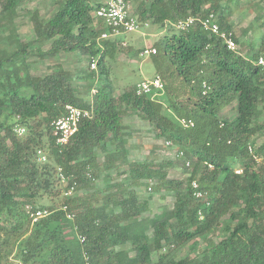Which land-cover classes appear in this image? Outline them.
<instances>
[{
  "label": "trees",
  "instance_id": "obj_1",
  "mask_svg": "<svg viewBox=\"0 0 264 264\" xmlns=\"http://www.w3.org/2000/svg\"><path fill=\"white\" fill-rule=\"evenodd\" d=\"M25 1L0 0V264H264V163L258 161L264 140L258 144L254 137L264 138V71L257 64L264 32L243 51L230 20L238 1L133 0L142 25L152 21L162 29L214 13L238 44L230 49L200 21L155 43L163 95L176 119L165 113L163 101L138 95L135 86L115 95L106 58L123 41L101 36L108 27L95 11L103 0H62L48 21L31 12L35 41L51 42L45 55L70 52L86 61L75 73L57 66L34 75L28 62L34 51L17 25ZM88 77L93 91L81 94L74 81ZM69 104L91 115L61 146L52 123ZM229 106L236 115L223 117ZM130 112L146 119L158 138L176 144L177 157L184 151L185 179L171 178L173 159L157 161L153 149L145 161L129 158L122 116ZM182 118L194 124L184 127ZM99 152L112 154L101 162ZM74 183L87 193L66 196ZM143 188L153 192L143 195ZM156 195L171 196L173 207L144 215ZM28 206L51 213L33 223ZM68 212L85 237L77 248L64 232ZM187 246L189 255H180Z\"/></svg>",
  "mask_w": 264,
  "mask_h": 264
},
{
  "label": "rangeland",
  "instance_id": "obj_2",
  "mask_svg": "<svg viewBox=\"0 0 264 264\" xmlns=\"http://www.w3.org/2000/svg\"><path fill=\"white\" fill-rule=\"evenodd\" d=\"M103 1L105 2L107 0ZM237 1L230 20L233 22L234 30L239 35L243 44V51L246 52L249 48L248 43L252 42L253 45H256V39L264 32V8H261L264 6V3L261 2V0ZM61 2L62 0H26L21 5V16L17 19V25L19 26L21 37L25 42L29 43V49L34 51L28 60L34 75L44 76L54 71L57 66H61L73 73L86 67V61L83 62L80 60L75 53L62 52L54 58L48 57L45 53L50 48L51 42L41 44L35 41L36 33L30 18L31 12L35 10L39 11L44 21H48L57 11L58 5ZM131 2L132 9L135 11L137 3L133 0H131ZM260 12L262 17L258 19L256 16ZM149 23L147 26L142 25L137 32L125 33L118 36V38L122 39L123 44H118L114 55H108L106 58L110 69V79L116 96L130 87H136L137 83L145 78H152L155 75H160L162 77V75L157 72L158 68L154 56L142 58L139 57L138 54L145 47H156L155 43L161 39L165 33L173 30L176 31L175 29L177 28L169 24L161 29L158 25L152 23V21H149ZM163 80L165 81L164 78ZM74 84L77 90H79L81 94H84L86 91H93L92 86L95 82L92 78L88 77L83 80L76 79ZM155 97H158L159 100L164 102L165 113L176 119V114L169 108L166 94ZM235 115V106L227 107L222 114L223 117H233ZM122 120L127 126L125 133L126 142L129 149L132 150V154L129 155L130 159L145 161L149 152L153 149L157 161L168 159L169 157L173 159L175 166L170 167L168 170L171 178L185 179L187 177V173L185 172L186 167L184 166L185 159L175 155V151L177 150L176 144L170 146L166 143L169 139L165 137L158 138L156 136V129L137 113H123ZM254 137H256L258 144L262 143L264 140L263 136L259 134H256ZM111 154L112 153L99 152V161L102 162ZM258 161L264 163V156H261ZM235 167L241 171L238 164H235ZM102 184L103 180L100 179L97 182V187H100ZM149 192L153 191H150L149 188H143L142 194L148 195ZM85 193H87V190L80 188L76 190L72 196ZM45 202H48V199H45ZM173 204L174 199L171 196L167 195L165 198H161L159 195H156L151 201V210L144 213V215L152 216L155 213H160L165 205L172 208ZM63 226L69 244L73 248L80 246L81 237L76 231L74 218L66 216L63 219ZM215 240L217 241L218 238L216 237ZM123 247L125 248L127 246ZM189 253V247L187 246L180 255H189ZM132 254L134 253L132 252ZM156 255L157 254L154 253V259H156Z\"/></svg>",
  "mask_w": 264,
  "mask_h": 264
},
{
  "label": "built area",
  "instance_id": "obj_3",
  "mask_svg": "<svg viewBox=\"0 0 264 264\" xmlns=\"http://www.w3.org/2000/svg\"><path fill=\"white\" fill-rule=\"evenodd\" d=\"M96 17L102 19L104 24L108 27V30L102 33V38L108 37H118L125 33L137 32L142 27V24L138 20L135 11L132 9L131 0H107L105 1L96 11ZM196 21H200L204 30L211 31L215 34L220 35L228 47L232 50L238 49V44L231 37V33H227L221 30L218 15L211 13L204 19H200L199 17L190 16L185 19H179L176 22H172L179 30H185L189 28L191 25L195 24ZM148 23H146V26ZM157 53V49L155 47H145L139 52V57L146 58L151 57ZM257 64L263 67L264 71V57H260L257 60ZM91 66L96 67V60L93 59ZM204 87H207V84L204 83ZM205 89V91H207ZM136 93L138 95H152V97L162 95L165 91V84L163 79L159 75H155L152 78H145L137 83L135 87ZM91 112L87 109L79 108L75 105L69 104L66 106V113L59 118L55 119L52 123L53 134L56 138L57 144L61 146H65L69 143L71 137L78 131L79 124L81 120L85 117H89ZM180 124L184 127L192 126L194 123L191 119H180ZM22 132V130H21ZM168 145H171L172 142L168 140L166 142ZM41 154V160L45 161L46 155L42 151L39 152ZM184 156V151H180L179 157ZM186 165H190V161H186ZM212 167V165H210ZM60 173L62 177V181L64 183L68 182V179L62 172V168H60ZM192 185L197 188V181H193ZM76 191V183L71 185L69 189L65 192L66 196H72ZM199 197H204L202 192H198ZM27 213L29 218L34 222H36L41 217H44L51 213L48 209H33V207H27ZM200 218H203L204 214L202 211H199ZM67 217L74 218V214L67 213ZM83 241L85 237L81 238Z\"/></svg>",
  "mask_w": 264,
  "mask_h": 264
}]
</instances>
